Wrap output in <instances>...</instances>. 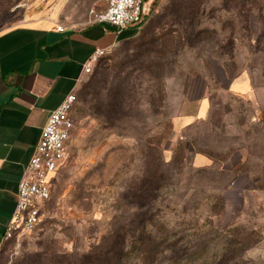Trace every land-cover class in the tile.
<instances>
[{
	"label": "rangeland",
	"instance_id": "rangeland-1",
	"mask_svg": "<svg viewBox=\"0 0 264 264\" xmlns=\"http://www.w3.org/2000/svg\"><path fill=\"white\" fill-rule=\"evenodd\" d=\"M44 1L0 0V30ZM153 1L136 34L101 58L83 82L106 70L82 112L78 90L67 155L41 222L3 241L0 264H82L92 246L137 211L125 195L148 165L165 178L149 211L160 209L155 220L188 234L189 246L193 233L210 239L209 250L191 264H204L206 256L220 260L227 238L251 231L261 240L241 259L264 264V0L249 1L244 15L239 0H203L200 40L171 50L157 83L137 54L143 40L170 30V0ZM236 83L249 85V93L233 90ZM129 246L122 264H142ZM228 250L224 257H238Z\"/></svg>",
	"mask_w": 264,
	"mask_h": 264
},
{
	"label": "crops",
	"instance_id": "crops-1",
	"mask_svg": "<svg viewBox=\"0 0 264 264\" xmlns=\"http://www.w3.org/2000/svg\"><path fill=\"white\" fill-rule=\"evenodd\" d=\"M143 1L146 15L154 1ZM44 2L0 30V249L18 182L49 114L67 94L77 93L88 77L83 66L94 50H113L138 28L116 31L93 23L89 11L103 10L104 0ZM233 90L249 93L250 86L236 83Z\"/></svg>",
	"mask_w": 264,
	"mask_h": 264
},
{
	"label": "trees",
	"instance_id": "trees-1",
	"mask_svg": "<svg viewBox=\"0 0 264 264\" xmlns=\"http://www.w3.org/2000/svg\"><path fill=\"white\" fill-rule=\"evenodd\" d=\"M234 1L237 4V0ZM249 1L251 0L238 1L240 14L244 15L245 11L250 10L248 8ZM168 3L171 8L168 15L171 18L166 25L170 27V30L143 40L140 43L143 49L137 53L139 54L138 59L142 61L143 71L156 83L162 77L163 61L170 51L177 52L184 47L191 48L193 43L200 40V35L203 32L199 27L201 21L198 17L203 0H170ZM247 15L248 13L245 14V16ZM105 72V69L97 70L90 79L80 86L79 112L84 111V108L96 98L98 90L102 88V76ZM184 148L187 151L189 149L187 145H184ZM198 152L209 158L213 157L212 153L208 151L199 150ZM145 174L139 186L129 189L130 193L125 195L127 202L137 211L128 219L129 222L126 225H119L98 245L92 246L88 255L82 259V264H122V261L130 254L127 248L130 244L129 247L135 251L142 264L161 263L166 259H169L171 264L196 263L199 259L198 256L200 257L209 250L210 239L208 236L193 233L194 245L189 246L188 234L170 231L163 223L155 220L158 213L154 212H159L160 209L155 208L153 212L149 211L154 208V203L160 198V191L165 187L164 173L158 172L157 169L148 165ZM252 233L251 231L248 235H243L240 238L233 236L227 238L222 258L220 260L211 259L210 262H207L206 256L204 264H248L242 261V253L261 240L260 237H254V233ZM231 246V252L234 250L239 252L237 258L232 255L230 258L224 257Z\"/></svg>",
	"mask_w": 264,
	"mask_h": 264
},
{
	"label": "built area",
	"instance_id": "built-area-1",
	"mask_svg": "<svg viewBox=\"0 0 264 264\" xmlns=\"http://www.w3.org/2000/svg\"><path fill=\"white\" fill-rule=\"evenodd\" d=\"M103 10H90L93 23L108 25L116 31L136 27L144 19L143 0H104ZM62 31L61 26L57 27ZM111 48H98L83 66L85 74L92 73L98 61L111 52ZM77 102L76 92L65 96L44 124L37 144L17 185L16 204L7 221L3 239L20 231L35 229L41 222L44 204L50 199L52 180L63 164L68 148V138L74 127L72 112Z\"/></svg>",
	"mask_w": 264,
	"mask_h": 264
}]
</instances>
